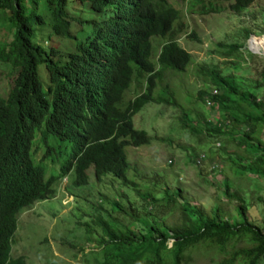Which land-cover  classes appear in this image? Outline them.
Listing matches in <instances>:
<instances>
[{
	"label": "trees",
	"instance_id": "16d2710c",
	"mask_svg": "<svg viewBox=\"0 0 264 264\" xmlns=\"http://www.w3.org/2000/svg\"><path fill=\"white\" fill-rule=\"evenodd\" d=\"M225 1H229L231 11L239 13L252 0ZM36 2L0 0V9H7V13H0L2 22L11 28V38L0 40V64L6 68L10 83L7 93L0 95V264H25L22 255L9 256L17 215L34 201L52 196L57 179L68 178L72 172L71 184H85L86 168L91 165L97 180L110 174L123 183L130 181L125 175L129 162L123 147L147 144L151 139L144 129L133 126L132 115L147 102L180 107L167 82L154 91L165 71H183L191 62L190 52L171 37L161 43L154 60L150 57V37L171 33L179 16V10L167 0H43L51 13L52 32L73 40L64 53L58 46L50 44L46 49L32 40V21L42 23ZM72 3L78 8L87 4L101 18L71 15ZM201 4L205 12L221 8L210 1L207 6ZM72 19L80 26L70 34ZM82 21L92 28L75 42L74 34ZM261 30L264 33L263 25ZM242 32L251 49L256 46L264 50L263 42L255 43L253 28L244 26ZM217 45L221 55L228 57L240 55L244 42ZM38 64L44 65L46 85L39 79ZM196 70L206 82L196 90L197 98L207 102L215 116L202 115L193 123L182 111V127L198 139L226 133L236 144L233 154L227 155L232 172L264 179V92L259 91L260 82L264 85V64L258 70L259 77L248 86L217 65L200 64ZM133 77H142L143 87L121 104L122 92ZM36 131L41 132L44 142L54 140L55 146L59 141L70 143L67 157L58 163L57 170H49L46 179L42 161L36 163L30 150ZM54 148L46 143L43 158L49 159L48 163L55 161ZM223 194L229 201L235 199L231 208L218 203L204 208L182 199L178 219L152 222L142 233L127 226L111 228L99 215L94 223L101 234L94 239L103 252L97 263L186 264L189 251L206 247L225 251V258L217 264H257L264 254V221L257 224L248 219L243 198L229 191L226 182ZM168 195L169 199L181 197L177 190ZM140 196L154 201L147 193ZM260 200L264 206V197ZM111 204L122 208L115 200ZM236 241L243 243L231 250L226 247Z\"/></svg>",
	"mask_w": 264,
	"mask_h": 264
},
{
	"label": "rangeland",
	"instance_id": "374dc122",
	"mask_svg": "<svg viewBox=\"0 0 264 264\" xmlns=\"http://www.w3.org/2000/svg\"><path fill=\"white\" fill-rule=\"evenodd\" d=\"M36 1V11L41 14L42 23L32 21V40L46 49L50 44L58 46L64 53L72 47V38L52 32L49 8L44 5L43 0ZM167 1L179 10V16L173 21L171 33L162 37H150V57L154 60L161 43L171 37L190 52L191 62L183 71H165L154 92L167 82L180 107L147 102L132 115L133 126L144 129L151 139L147 144L123 147L129 162L125 175L130 181L123 183L110 174L97 180L90 165L86 168L85 184H71L69 180L72 172H69L68 178L57 179L52 196L23 207L17 215L16 227L11 236L10 257L22 255L25 264H98L103 250L94 239L101 234L99 225L94 221L97 222L99 215L111 228L127 226L142 233L152 222L161 223L163 220L164 223H169L178 219V203L182 199L201 204L204 208L217 203L231 208L235 199L229 201L224 196L225 182L229 191L236 192L243 198L248 219L257 224L264 221V206L260 200L264 197V179L260 175L249 173L238 175L229 168L227 155L233 154L236 144L226 133L207 137L201 135L198 139L182 127L180 120L182 111L188 113L193 123L201 119L202 115L208 118L215 116V111H211L196 95V90L206 83L196 72L200 64L217 65L222 72L234 73L243 86H248L249 81L259 77L258 70L264 64V50L256 46L252 51L248 49V40L243 36L242 27L253 28L255 43H264V33L261 32V26H264V0H252L239 13L231 11L228 8L229 1L225 0H201L192 4L189 0ZM208 1L220 6L219 11L202 10L201 3L207 6ZM4 11L7 13V9H0V13ZM69 13L87 19L101 18L87 4L78 8L76 3H72ZM1 17L0 14V40H9L11 28H6L7 23L2 22ZM69 22V33L73 34L80 25L74 19ZM91 28L90 23L82 21L81 27L74 34V41L84 38ZM242 40L244 46L240 55H221L218 42ZM251 52L257 58H250L253 55ZM43 68V64H38L37 73L41 83L43 81L46 85L47 74ZM5 69L0 64L2 96L7 93L10 85ZM260 84L259 91L263 93L264 85ZM142 87V77L131 78L119 103L132 98ZM46 143L55 147L52 153L55 158L53 163H48L50 160L43 158ZM55 144L51 138L44 142L40 131H36L35 138L31 141L32 156L34 161H42L40 164L44 168L45 179L49 176V170H57L58 163L67 157L70 150V143L66 140L59 141V146ZM131 182L135 184V188ZM176 190L181 197L169 199L168 193ZM139 193L151 195L154 201L141 198ZM114 200L122 208L111 204ZM242 243L236 241L226 247L231 250ZM204 248L189 251L190 259L186 264H217L226 256L225 251ZM257 264H264V254Z\"/></svg>",
	"mask_w": 264,
	"mask_h": 264
},
{
	"label": "built area",
	"instance_id": "2783aa9c",
	"mask_svg": "<svg viewBox=\"0 0 264 264\" xmlns=\"http://www.w3.org/2000/svg\"><path fill=\"white\" fill-rule=\"evenodd\" d=\"M212 92L214 93V92H215V90L213 89V90H212ZM205 103H207V102H205Z\"/></svg>",
	"mask_w": 264,
	"mask_h": 264
},
{
	"label": "water",
	"instance_id": "95a60500",
	"mask_svg": "<svg viewBox=\"0 0 264 264\" xmlns=\"http://www.w3.org/2000/svg\"><path fill=\"white\" fill-rule=\"evenodd\" d=\"M248 40V39H247ZM248 49H250L252 51V49L250 47H248Z\"/></svg>",
	"mask_w": 264,
	"mask_h": 264
}]
</instances>
